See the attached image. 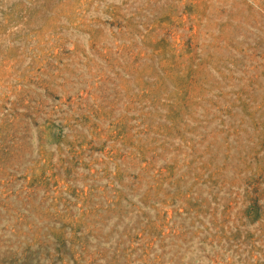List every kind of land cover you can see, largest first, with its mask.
Listing matches in <instances>:
<instances>
[{
  "label": "rangeland",
  "instance_id": "obj_1",
  "mask_svg": "<svg viewBox=\"0 0 264 264\" xmlns=\"http://www.w3.org/2000/svg\"><path fill=\"white\" fill-rule=\"evenodd\" d=\"M0 264H264V0H0Z\"/></svg>",
  "mask_w": 264,
  "mask_h": 264
}]
</instances>
